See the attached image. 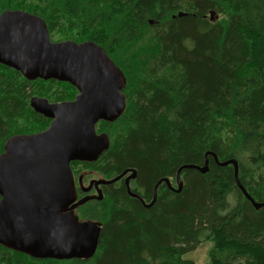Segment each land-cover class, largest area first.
Returning a JSON list of instances; mask_svg holds the SVG:
<instances>
[{
    "label": "trees",
    "instance_id": "16d2710c",
    "mask_svg": "<svg viewBox=\"0 0 264 264\" xmlns=\"http://www.w3.org/2000/svg\"><path fill=\"white\" fill-rule=\"evenodd\" d=\"M6 9L40 16L53 41L95 42L126 78L123 113L95 126L109 147L73 171L79 164L110 178L134 168V191L149 202L158 179L175 186L179 166H203L211 151L236 159L240 183L264 201V0H0ZM62 83L73 93L67 82L28 80L0 64V152L10 136L48 125L29 98L70 99L54 90ZM180 177L181 190L162 182L150 207L116 183L79 205V219L100 225L89 258L38 259L0 245V264H196L185 255L204 241L207 264H264V206L244 197L232 165L208 155L205 173Z\"/></svg>",
    "mask_w": 264,
    "mask_h": 264
},
{
    "label": "water",
    "instance_id": "95a60500",
    "mask_svg": "<svg viewBox=\"0 0 264 264\" xmlns=\"http://www.w3.org/2000/svg\"><path fill=\"white\" fill-rule=\"evenodd\" d=\"M213 13L209 12V19ZM181 15L184 13H177ZM0 64L19 71L28 80L55 79L77 90L74 99L58 102L32 96L30 107L50 119L48 126L39 132L12 135L3 145L0 152L3 247L38 259L89 258L97 248L100 225L79 219L72 210L90 199H101L100 184H111L129 171L124 179L127 193L139 199L144 207H150L162 182L175 192L181 190L183 169L205 173L208 155L220 166L232 165L236 185L253 208L264 206V201L254 200L240 183L237 160L219 161L211 151L205 152L203 166H179L175 187L167 177L158 179L149 203L130 191L129 180L137 173L134 168L124 169L108 180H93L90 185L97 195L76 200L70 163L94 161L109 147L107 134L97 133L95 125L99 120L113 122L123 113L125 97L121 90L126 84L123 72L93 41H52L45 21L21 9L0 13Z\"/></svg>",
    "mask_w": 264,
    "mask_h": 264
},
{
    "label": "rangeland",
    "instance_id": "374dc122",
    "mask_svg": "<svg viewBox=\"0 0 264 264\" xmlns=\"http://www.w3.org/2000/svg\"><path fill=\"white\" fill-rule=\"evenodd\" d=\"M208 18H210L209 15H208ZM217 18H218V15L213 13L211 20L215 21ZM55 35H57V33ZM55 41H62V40H55ZM54 88H55L54 90H56V92H58V93H59L60 90L64 91L65 96H69V94L72 93V91L69 89V87H67L64 83L56 84ZM75 94H76V91L74 89L73 93L71 94V98H73L75 96ZM37 96H41V97H44L47 100H49L46 97L47 95H45V94L37 95ZM73 169H74V173H73L74 177L78 178V179L81 178V177L83 179H86V181H84L85 183L92 177H98V176L100 177L98 172L92 171V170H89V169H85V168H81V165H79V164L74 165ZM171 186H172V184H171ZM173 187H175V186L173 185ZM211 247L212 246H211V242L210 241H204V242L198 244L195 247V249H193V250L189 251L188 253H186L185 257H187L189 259H192L196 264H207L209 262V249Z\"/></svg>",
    "mask_w": 264,
    "mask_h": 264
},
{
    "label": "flooded vegetation",
    "instance_id": "af4514ba",
    "mask_svg": "<svg viewBox=\"0 0 264 264\" xmlns=\"http://www.w3.org/2000/svg\"><path fill=\"white\" fill-rule=\"evenodd\" d=\"M125 86H126V84L124 85V87L122 88V92H123V94H124V97H125V99H126V95H125V93H124V88H125ZM75 89V88H74ZM75 91H76V94H77V90L75 89ZM75 94V95H76ZM33 96H37V95H33ZM32 97V96H31ZM30 97V98H31ZM38 97H41V96H38ZM75 97V96H74ZM74 97L73 98H70V99H66V100H72V99H74ZM30 98H29V101H30ZM44 98V97H43ZM49 101V100H48ZM29 103V102H28ZM125 105H126V101H125ZM29 106H30V104H29ZM32 109V108H31ZM36 113V112H35ZM36 114H38V113H36ZM38 115H40V114H38ZM40 116H42V115H40ZM43 117V116H42ZM45 118V117H44ZM48 119V118H47ZM100 121V120H99ZM98 121V122H99ZM50 122V121H49ZM49 124V123H48ZM48 126V125H47ZM46 126V127H47ZM96 126V125H95ZM45 127V128H46ZM45 128H43V129H45ZM42 129V130H43ZM39 131H41V130H39ZM39 131H36V132H39ZM30 133H35V132H30ZM97 133H101V132H97ZM24 134H29V133H24ZM101 155V154H100ZM99 155V156H100ZM98 156V157H99ZM97 160V159H96ZM95 161V160H94ZM73 162H78V163H82V162H92V161H73ZM73 162H71L70 164L72 165V164H74ZM127 169V168H126ZM72 172L74 173V171L72 170ZM120 174V173H119ZM118 174V175H119ZM130 174V172L128 171L127 173H125L124 174V176L123 177H121L120 179H118L117 181H115V182H113V183H111V184H100L99 185V188H100V190H101V192H102V196L104 195V193H103V190L105 189V187H107V186H109V185H113L114 183H116L117 185L119 184H123L124 185V187H125V191H126V194L129 196V197H132V196H130L128 193H127V189H126V186H125V183H124V179H125V177L126 176H128ZM115 177V176H114ZM136 177H137V173H136V176L134 177V178H131L130 180H129V188H130V191L131 192H133V193H136L134 190H135V187H133V183H134V181L136 180ZM111 178H113V177H110V178H107V177H92V178H90L86 183L84 182V179L81 177V180H80V178L78 179V178H75L74 177V182H75V190H76V195H77V198H76V200H78L79 198H81V197H83V196H85V195H97V192H96V189H95V187L93 186V185H90V183L93 181V180H97V179H104V180H108V179H111ZM90 185V186H89ZM88 188V189H87ZM85 189H87V190H85ZM152 196H153V189H152ZM152 196H151V198H150V201H151V199H152ZM132 198H135V197H132ZM102 199V198H101ZM135 199H137V198H135ZM90 200H98V199H90ZM100 200V199H99ZM137 200H139V199H137ZM149 201V202H150ZM149 202H145V203H149ZM78 207V206H77ZM77 207L74 209V210H72V211H76V209H77Z\"/></svg>",
    "mask_w": 264,
    "mask_h": 264
}]
</instances>
